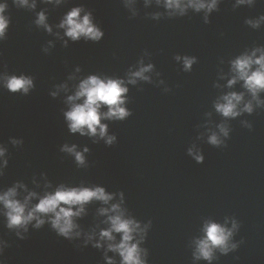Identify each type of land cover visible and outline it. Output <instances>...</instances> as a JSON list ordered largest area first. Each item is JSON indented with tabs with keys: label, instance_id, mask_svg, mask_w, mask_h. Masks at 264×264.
<instances>
[{
	"label": "water",
	"instance_id": "1",
	"mask_svg": "<svg viewBox=\"0 0 264 264\" xmlns=\"http://www.w3.org/2000/svg\"><path fill=\"white\" fill-rule=\"evenodd\" d=\"M3 2L11 24L7 39L0 41V71L6 65L9 73L32 75L36 87L28 96L0 87V143L7 144L10 154L0 187L18 179L30 184L33 174L46 172L54 183L84 180L108 191L123 190L136 218L152 221L144 244L149 264H209L194 260V240L202 237L205 221L227 220L231 228L235 219L239 229L232 242L243 243L227 254L217 250L211 264H264V106L227 119V147L207 142L225 122L213 102L227 91H245L242 82L232 89L215 87L230 78L228 61L246 47L264 45V25L254 30L244 23L264 14V0L235 9V0H222L207 24L203 12L191 10L184 17L153 19L149 14L165 11L156 0H134L131 8L124 7L123 0H68L57 9L48 5L53 23L73 4H83L105 32L99 43L81 41L68 48L34 24L35 12L46 7L42 0H37L35 11L19 8L13 0ZM133 10L137 15L130 19ZM49 40L54 47L44 54L42 45ZM176 55L195 56L197 63L185 72ZM141 59L154 69L145 74L151 82L128 85L132 115L122 122L105 121L117 142L106 146L103 140L93 144L70 135L61 111L66 108L65 93L53 99L52 86L77 65L83 75L124 77L129 68L137 70L134 66ZM260 98L264 100V93ZM245 99H250L247 93ZM243 122L251 123L252 129ZM9 137L24 143L13 147ZM65 142L88 145L87 169H77L71 157L59 152ZM193 144L202 151L203 163L187 155ZM98 206H89V215L80 221L83 226L96 222ZM0 237L9 243L6 264H102L99 251L77 248L47 226L19 240L0 217Z\"/></svg>",
	"mask_w": 264,
	"mask_h": 264
},
{
	"label": "clouds",
	"instance_id": "2",
	"mask_svg": "<svg viewBox=\"0 0 264 264\" xmlns=\"http://www.w3.org/2000/svg\"><path fill=\"white\" fill-rule=\"evenodd\" d=\"M19 8L35 11L37 0H13ZM148 0H146L147 4ZM165 9L164 12L149 14L159 20L162 16L168 19L188 15L189 10L203 12L204 23H209V16L219 11L222 0H156ZM45 8L35 12L34 24L49 35L56 37L64 48L70 43H99L105 36L104 30L96 22L93 11L83 4H73L58 19L49 22V7L52 9L68 5V0H42ZM124 7L131 8L134 0H123ZM255 0H235L232 7L241 5L252 6ZM8 4L0 0V41L7 39L11 16L7 14ZM137 15L132 11V17ZM244 23L254 30L264 25V14L258 18H246ZM54 28L57 31L54 32ZM63 30L61 31L59 30ZM54 47L53 41L42 45V52L49 54ZM175 59L182 62L183 71L190 72L197 57L176 55ZM228 63L230 69L225 85L215 87L232 89L237 83L245 91H227L213 102L215 111L225 118V122L217 125L218 132L212 131L207 142L217 148L227 147L230 128L227 119H235L243 113L251 114L254 107L264 106L260 94L264 93V45L246 47ZM0 71V87L12 94L28 96L36 87L35 78L25 73H9ZM136 67L129 68L124 77L103 73L82 74V68L77 65L74 71L68 73L66 79L54 84L49 95L56 99L61 92L65 93L62 109L63 121L70 135L86 137L93 144L101 140L106 146L117 142L116 134L109 133V124L105 121H124L132 115L128 108V85H136L138 81L151 82L146 73L152 72L153 64L145 65L141 59ZM159 76V73H157ZM224 79L225 76H221ZM71 82V83H70ZM163 83V81H161ZM169 91V89H166ZM70 93V94H69ZM250 99H245V94ZM255 102V105L254 103ZM106 109V110H105ZM210 115V113H209ZM252 129V124L243 122ZM8 143L19 148L23 145L22 138L9 137ZM59 152L71 157L77 169H87L90 165L87 154L90 148L87 144L65 142L59 146ZM9 149L7 144L0 143V177L5 176L9 165ZM187 155L196 163L204 162L202 151L193 144L187 149ZM99 204L95 209L96 222L88 227L80 221L89 215V206ZM0 217L3 226L19 240L28 238L30 230H40L47 226L56 236L68 240L77 248L91 247L101 253L102 264H149V249L144 247L152 221L143 223L137 219L127 206L123 190L108 191L105 186L81 180L79 183L57 182L49 179L46 172L33 174L30 184L22 179L14 180L10 185L0 187ZM239 224L235 219L231 228L212 220L205 221L203 235L194 240V260H205L209 264L215 259L214 253L222 254L235 251L243 240L232 242V237L238 231ZM9 247L8 241L0 237V264H6L4 251ZM111 253V255H110Z\"/></svg>",
	"mask_w": 264,
	"mask_h": 264
}]
</instances>
